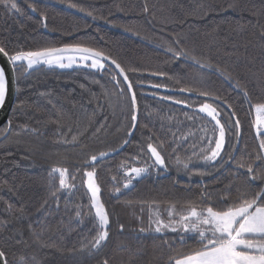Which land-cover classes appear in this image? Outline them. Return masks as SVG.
Instances as JSON below:
<instances>
[{
	"label": "trees",
	"instance_id": "obj_1",
	"mask_svg": "<svg viewBox=\"0 0 264 264\" xmlns=\"http://www.w3.org/2000/svg\"><path fill=\"white\" fill-rule=\"evenodd\" d=\"M17 3L22 14L0 7V46L11 53L82 42L103 50L125 69H139L127 73L137 96L139 120L131 142L96 164L102 200L110 214V233L100 249L80 251L81 243L94 233L90 231V217L84 215L78 222L75 215L78 209L88 212L90 195L82 186V174L77 169L88 155L109 151L122 143L130 123L129 92L119 76L120 88L124 89L123 96L119 95L120 89L110 75L118 71L109 64H106L109 71L105 72L43 65L26 73L17 70V97L9 117L10 129L9 123L0 127V249L6 252L8 264H20L21 257H27L30 264H102L105 258L109 264H166L172 253L169 245L181 248L177 234L140 232L142 227L149 229L150 215L147 205L141 210L140 202H159L164 212L169 202L179 205L197 200L203 185L215 191L232 176L226 170L195 175L193 172L204 170L200 161L190 165L192 172L178 168L177 154L181 159L191 155L190 144L198 143L196 137L201 135L202 122L187 119L184 113L191 115V108L149 94L188 99L189 94L176 89L196 85L211 90L231 104L230 110H235L241 121L239 149L245 153L257 151L253 117L243 94L233 90L215 68L201 78L190 60L183 57L171 60L166 50L183 48L190 55L227 70L233 83L239 81L254 103L264 101L261 36L264 0H17ZM69 3L77 7L70 8ZM233 3L236 7L229 8ZM29 4L37 11L33 12ZM80 8L91 11L97 19L79 11ZM156 71L168 76H153L151 73ZM177 80L181 83L177 84ZM156 83L167 87H152ZM105 90L108 96L102 94ZM221 111L227 118V112ZM189 130L196 137H190L183 148L173 152L172 134L178 137ZM77 132L85 133L78 145L63 142L65 138L71 140ZM142 134L163 141L166 167L150 168L117 197L112 192V177L122 181L121 162L127 159L134 166L152 162L147 156L130 159L139 151ZM54 166L67 167L76 176V188L58 192V201L50 198V192L58 187V178L49 176ZM244 179L241 176L238 182ZM46 199L47 205L37 211ZM8 205L13 206V211H7ZM20 208L23 213L18 211ZM164 239L169 243H163ZM192 243L189 241V246Z\"/></svg>",
	"mask_w": 264,
	"mask_h": 264
},
{
	"label": "snow or ice",
	"instance_id": "obj_2",
	"mask_svg": "<svg viewBox=\"0 0 264 264\" xmlns=\"http://www.w3.org/2000/svg\"><path fill=\"white\" fill-rule=\"evenodd\" d=\"M68 6L70 8L77 7L72 3H69ZM0 7L13 14H22V9L17 0H0ZM29 7L33 12L37 11L33 4H29ZM228 7L234 8L236 5L233 3L229 4ZM79 11L86 12V15L92 17L93 20L97 19L91 11H86L83 8H80ZM41 16L46 19L43 13ZM44 27H47L46 23ZM261 36L264 37V31L261 32ZM166 51L171 54V60L182 57L185 60H190L201 78L212 73L215 68V72L223 77L233 90L237 91L238 94H243L249 104V115L254 113L251 124L254 128L255 139L258 142V150L254 153H245L239 149L241 121L235 110H230L232 106L224 97L205 87L196 85L182 86L176 89L180 93L189 94L188 99H176L172 95L161 96V100L172 101L177 105L191 108V115L187 112L184 113L187 119L202 122L199 128L201 133L199 137H196V133L191 130L178 137L176 133L172 134L173 152L183 148L190 137H196L198 141V143L190 144L192 152L186 159H181L177 154L175 160L177 167L192 171L190 165L195 163L193 160L195 158L196 161L201 162L204 170L195 171L193 174L204 176L211 174V171L226 170L232 179L215 191L209 190L207 185H203L197 200H189L179 205L176 202H169L164 212H161L159 202L141 201V210L143 211L144 205H147L150 215L149 229L142 227L139 231L150 230L162 236L168 232L177 234L181 248L178 249L169 245L172 248V253L168 256L166 264H264V101L254 103L248 90L242 87L239 81L233 83L230 72L221 69L219 66H213L205 59L190 55L186 49L181 48L177 51L168 48ZM0 54L7 58L14 79L17 70L22 69L26 73L41 65L61 69L82 65L105 72L109 71L106 64L110 62V65H114L115 69L118 70V72L110 73V75L116 87L120 89L119 95L121 97L124 94V89L120 88L118 77L122 76L126 82L127 91L131 94V108L130 123L125 130V138L114 149L88 155L82 166L77 169V172L82 174V186L90 195L88 212L83 213L78 209L75 215L78 222L79 218L84 215L90 217L92 224L90 231L94 233L90 239L81 243L79 250L91 252L100 249L109 238L110 214L102 200V188L98 181L96 164L112 152L118 153L120 149L131 142L130 137L138 126L139 109L137 96L127 73L137 72L139 69H125L117 59L112 58L103 50L82 42L65 43L62 46H46L33 50L20 49L11 53L5 47L0 46ZM151 74L159 77L168 76L163 71H156ZM168 78L171 79V77ZM97 83L99 82L97 81ZM176 83L181 82L177 80ZM152 87L161 88L167 87V85L156 83ZM101 88L103 89L104 86L101 85ZM8 91L9 80L6 76V70L0 67V107L4 106ZM102 94L104 96L109 95L107 90ZM40 95L44 96L45 94L41 93ZM152 95L155 97L156 94L153 93ZM222 109L227 112V118L222 116ZM10 125L11 121H9V129ZM23 127L27 129V125ZM33 131L36 130L33 129ZM99 131L100 129L96 130L97 133ZM4 134L6 135L7 132ZM84 134V132H77L72 135L71 140L65 138L63 142L78 145ZM61 135L64 134L61 133ZM233 140L235 141L234 144L231 143ZM163 148V141L154 140L151 135L144 137L142 134L139 151L136 156L130 159L135 161L147 156L152 163L134 166L127 159L122 161L120 168L123 170V179L117 181L115 176L112 177L114 181L112 192L118 197L122 189H128L133 180L146 174L150 167L165 168L166 161ZM184 150L187 152V149ZM49 176L52 179L58 178V187L55 191L50 192V198L53 200L58 201V192H71L76 188L74 183L76 176L70 173L67 167L54 166L50 169ZM241 176L245 179L243 182H238ZM47 203L48 200L46 199L37 211L43 209ZM125 203L131 205L132 201ZM7 211H13V206L8 205ZM18 211L23 213L24 210L20 208ZM123 227L120 225L121 230ZM189 241L193 242L191 246L188 244ZM163 243L168 244L169 241L164 239ZM31 259L35 261V257ZM0 264H8L7 255L3 249H0ZM20 264H30V262L27 257H21ZM102 264H109V260L103 259Z\"/></svg>",
	"mask_w": 264,
	"mask_h": 264
},
{
	"label": "water",
	"instance_id": "obj_3",
	"mask_svg": "<svg viewBox=\"0 0 264 264\" xmlns=\"http://www.w3.org/2000/svg\"><path fill=\"white\" fill-rule=\"evenodd\" d=\"M108 64L110 65V62ZM111 66H113L115 68L114 65H111ZM0 67L5 68L6 76L9 80V91H8L7 96H6V101H5L4 106L0 107V127H1L2 125L9 123V117H10L11 111L13 109V106L15 104L16 97H17V77L15 74V79H14L13 72L11 70V66L8 63L7 58L4 57L2 54H0ZM122 79H123V77H122ZM124 83L126 85V82H124ZM133 91L135 92L134 87H133ZM152 94L153 93H150L149 95L154 97ZM129 95L131 96L130 93H129ZM160 97H161V95H157V94L155 95V98L160 99ZM168 102H172V101H168ZM137 103H138V100H137ZM138 109H139V105H138ZM138 120H139V111H138ZM135 131L133 132V135H134ZM133 135L130 137V140L132 139ZM127 145H125V146H127Z\"/></svg>",
	"mask_w": 264,
	"mask_h": 264
},
{
	"label": "rangeland",
	"instance_id": "obj_4",
	"mask_svg": "<svg viewBox=\"0 0 264 264\" xmlns=\"http://www.w3.org/2000/svg\"><path fill=\"white\" fill-rule=\"evenodd\" d=\"M73 67H84V66H82V65H80V66L74 65ZM73 67H72V68H73ZM86 68H87V67H86ZM151 163H152V162H151ZM151 163H148V164L150 165ZM197 163H198V161H195L194 164H197ZM143 165H144V164H143ZM191 167H192V166H191ZM191 167H190V168H191ZM150 168H151V167H150ZM150 168H149V170H150ZM150 171H151V170H150ZM148 172H149V171H148ZM148 172H147V173H148ZM189 172H192V171H189ZM143 175H145V174H143ZM143 175H142V176H143ZM138 178H140V177H138ZM136 179H137V178H136ZM136 179H135V180H136ZM135 180H133L132 185L134 184V181H135ZM130 186H131V185H130Z\"/></svg>",
	"mask_w": 264,
	"mask_h": 264
},
{
	"label": "crops",
	"instance_id": "obj_5",
	"mask_svg": "<svg viewBox=\"0 0 264 264\" xmlns=\"http://www.w3.org/2000/svg\"><path fill=\"white\" fill-rule=\"evenodd\" d=\"M252 117L254 118V113H253Z\"/></svg>",
	"mask_w": 264,
	"mask_h": 264
}]
</instances>
